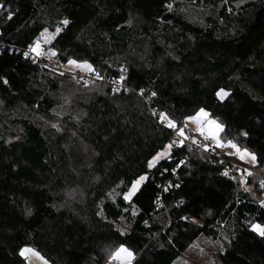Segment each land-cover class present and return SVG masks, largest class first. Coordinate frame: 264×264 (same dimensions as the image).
I'll return each mask as SVG.
<instances>
[{"label": "trees", "instance_id": "1", "mask_svg": "<svg viewBox=\"0 0 264 264\" xmlns=\"http://www.w3.org/2000/svg\"><path fill=\"white\" fill-rule=\"evenodd\" d=\"M0 3V77L9 81L0 79V264H29L26 246L55 264H109L120 245L133 264H173L201 236L223 233L222 264H264V238L251 231L264 225L257 176L247 191L233 164L224 175L220 161L187 143L148 166L173 142L159 113L179 128L203 108L264 172V0ZM190 10L206 12L196 21ZM57 28L49 47L59 63L122 75L124 89L82 86L24 56L42 31ZM121 217L132 221L127 232Z\"/></svg>", "mask_w": 264, "mask_h": 264}, {"label": "rangeland", "instance_id": "2", "mask_svg": "<svg viewBox=\"0 0 264 264\" xmlns=\"http://www.w3.org/2000/svg\"><path fill=\"white\" fill-rule=\"evenodd\" d=\"M205 12H206V10H204V11L203 10L202 11L201 10H190V15L192 16L193 19H195L196 21H198L202 16H204L202 14H204ZM59 33H60V31L57 32V30H55V31L47 30V32L45 33V30H44L39 35L37 41L40 42V54L41 55L49 56L51 58V62L49 64H44V63H41V64L44 65L49 70H51L52 72H55L57 74H66V75H69V76L73 77V79L77 83L81 84L82 86H87L90 83L91 84L92 83H95L96 81L94 80V81H90L87 84H83L82 82L76 80L75 75L76 74H80V75L81 74H86V73H89L92 70H97V69H94L93 67H91V70H88L85 67H77L76 65H72V64H69V63L61 64L55 58V55H53V53H55V50L51 49L49 47V45H51V43L53 42V40L57 37V35ZM45 37L48 38L47 39V42H45ZM78 63L82 65L84 62H78ZM121 83L123 84V82H121ZM106 85L111 86L112 84L106 82ZM121 89H124V84L122 85V87L120 89H114V90H121ZM205 111L208 113L207 110H205ZM61 112L62 111H60L59 114ZM207 119L208 120H215L218 123H220L217 119L211 117L210 115H208V118ZM39 122L41 124H43V126H45V127H50V126L51 127H54V125H55L54 128H57V129L59 128L58 127V124H57L58 121H56V122H50L47 119L46 120L45 119H42V120L40 119ZM163 123H165L167 125V122H163ZM182 127H184L185 136H188L189 137L188 139L191 140V141L193 139H195V141H196V143H193V142L189 143V142H186V141H183V143L189 144L194 149L195 152H196V150L199 151V152H205L206 154L209 155V157H211L210 154H209V152H218V154L220 156L222 155L223 157H225L223 154L225 153L226 150H228L227 151V154L230 155V156H226L225 157L226 160L227 159L229 160V161L225 162V165H228V163H230L231 165L233 164V167H235L236 169H238L239 175H241L240 176V179L242 180L243 187L247 191H250L252 193L254 192V186H252L251 184H248L247 183L248 178H249V174L248 173H251V175L257 176L260 179V182H262V184H264V172L263 173H260V172H258L254 168L255 165H256V161L253 164L252 161H251V159L248 158V157H246L243 160L240 159L239 155L236 152V149L231 148L228 145V141H225L222 138V136H221V133L222 132H219L218 133V139L221 141V144H222V146L218 147L217 146V143H216V140H213L211 138V136L209 135V132H208L209 125H208V123H207L206 120H204L202 118L200 124H197V123H195L193 121L185 120L184 125ZM201 127L205 130L204 131V134H201V132L198 130ZM174 131H176V130H174ZM195 144H197V145H199L201 147L203 146V148L205 150L204 151L198 150L196 148ZM234 144H236V143H234ZM205 146H207V148H205ZM237 146H238V148L241 151H243L244 149H246V148H241L239 145H237ZM248 152L253 153L250 150H248ZM159 153H166V154L161 155L157 160L153 161V166L152 167H154L162 159H164L166 157H169L171 151H170L169 148H166L164 151H161ZM231 155H234V157L237 160H234V159L230 158V157H232ZM225 158H223V159H225ZM220 163H221V166H224L225 167V165H223L221 161H220ZM239 163H241V164H239ZM225 168H226L225 171L228 174L233 170V169H230V167H225ZM246 169H249V171H246ZM232 177H235V176H232ZM143 182L144 181H142L141 184ZM141 184H140V186H141ZM262 184L259 185V189L260 190L262 189V192H263L261 194L260 201L264 200L263 199L264 198V191H263L264 190V187L261 186ZM119 195H121V191L119 189L115 188L111 192L110 198H111V200L116 201L117 198L119 197ZM138 212L139 211L137 209H133L132 215H136ZM131 225H132V221L130 219L126 218V217H121L117 221V226H118V228L122 232H127L131 228ZM224 238L228 240L229 239V236L226 233H223V238L221 236V237L216 238V239H214L212 237L201 236L200 238H198L195 241V243L193 245H191V247H189L183 254H181L176 259V261L173 264H222L218 260L217 254L224 251V243H223V239ZM24 248H31L36 253H38V255H33L32 253H27V259L26 260H27V262L29 264H55V263H52L49 260H47L39 251L35 250L34 248L29 247V246H26V247H23L22 249H24ZM118 248L119 247L115 248V250L109 256V258H108L109 264H124L123 259L112 258V254ZM131 252L133 253V251H131ZM134 257H135V254L133 253V258L131 259L130 264H133Z\"/></svg>", "mask_w": 264, "mask_h": 264}, {"label": "snow or ice", "instance_id": "3", "mask_svg": "<svg viewBox=\"0 0 264 264\" xmlns=\"http://www.w3.org/2000/svg\"><path fill=\"white\" fill-rule=\"evenodd\" d=\"M0 7H3V4L0 3ZM168 7L170 8L171 5H168ZM9 19L12 18L11 13H9L8 16ZM63 25H68L69 21L67 19L63 20L61 22ZM61 31L60 28H57V32ZM47 32V29H45V33ZM43 35V34H42ZM47 37H45V42H47ZM30 51L34 52L37 56L40 55V42L36 41L34 44L30 45ZM53 55H55V53H53ZM24 56L27 58L28 53L25 52ZM69 64L72 65H76L77 67H85L88 70H91V65H89L86 61L81 65L79 64L76 60H69L68 61ZM0 79L3 80V83L5 85H7L9 83V81L3 77H0ZM121 79H123V77H121ZM143 90H141L142 92ZM152 95H156V93H152ZM216 95L218 98H220L221 100L224 99V97H226L228 95V92L225 91V89L220 88L217 92ZM208 113L201 108L197 114L195 116H188L185 119L189 120V121H193L197 124H200L201 119L203 118L204 120L207 121L209 128H208V132L209 135L211 136V138L213 140H216L217 146L220 147L222 146L221 141L218 139V133L224 131V126L220 123H218L215 120H208ZM159 118H160V122H167V127L176 130L177 135L179 137H182L183 139H187L188 137L185 136V131H184V127H177V124L169 118V116L165 113V112H160L159 113ZM55 127V125H54ZM201 134H204V129L201 127L198 129ZM244 135L246 136L247 133H244ZM183 139H180L178 141H173L172 143H170L169 145H167V148H171L173 146V144H179V145H183ZM193 143H196L195 139L192 140ZM228 145L231 148L236 149L237 154L239 155L240 159H245L246 157L250 158L252 163L254 164L256 161V156L253 153L248 152L247 149H244L243 151H241L238 146L236 144H234L232 141H228ZM205 148H207V146H205ZM166 154V153H157V155L155 157L152 158V160H150L148 162V166L151 168L153 166V161L157 160L161 155ZM181 163H183V161H181ZM249 175H251V173H248ZM224 175H227V172L224 173ZM146 179L145 176H140L138 179H136L133 184L131 189L129 190L128 193H126L124 195V199L125 200H130V198L135 194V192L137 191V189L139 188L140 184L142 181H144ZM178 186V185H177ZM262 187H264V184L261 185ZM262 206H264V201H261ZM251 231L256 233L257 235H259L261 238H264V225L259 224V223H253L251 225ZM27 253H32L33 255H38V253H36L33 249L31 248H24L20 251V255L22 257H24L25 259H27ZM112 258H116V259H123L124 264H130L131 259L133 258V253L126 248L123 245H120L119 248L112 254Z\"/></svg>", "mask_w": 264, "mask_h": 264}, {"label": "built area", "instance_id": "4", "mask_svg": "<svg viewBox=\"0 0 264 264\" xmlns=\"http://www.w3.org/2000/svg\"><path fill=\"white\" fill-rule=\"evenodd\" d=\"M25 52L28 53V57H30L33 62H38V63L40 62V63H44V64H49L51 62V58L49 56L41 55V54L39 56H37L34 52H31L30 51V45L25 49ZM121 77H123V76L120 75L118 78H113V77L105 78V77H102L97 70H92V71H90L89 73H86V74H81V75L80 74H76L75 75L76 80L82 82L83 84H87L90 81H94L95 80L96 82H105V83L107 82V83H110V84H112L111 86L114 89H120L122 87L123 84L121 82H122L123 79H121ZM186 137H188V136H186ZM188 138L187 139H183L182 137H179L177 135L176 131H174L172 133V140L173 141H178L180 139H183V141L191 143L192 141L189 140ZM195 146H196V148L198 150H202V151L205 150L203 148V146L201 147V146H199L197 144H195ZM227 151L228 150H226L225 153L223 154L225 157L228 155ZM209 154L211 156L212 162H215L216 160H218V161H221L223 165H225V162H227L226 158L223 157L222 155L220 156L218 154V152H209ZM223 158H225V159H223ZM185 160L187 161V160H189V158H186ZM184 163H185V161H184ZM246 171H249V169H246Z\"/></svg>", "mask_w": 264, "mask_h": 264}]
</instances>
